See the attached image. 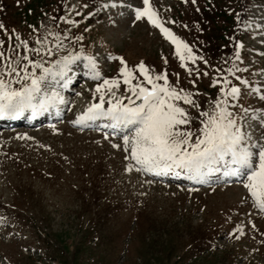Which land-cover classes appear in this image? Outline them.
Listing matches in <instances>:
<instances>
[{"label": "rangeland", "instance_id": "obj_1", "mask_svg": "<svg viewBox=\"0 0 264 264\" xmlns=\"http://www.w3.org/2000/svg\"><path fill=\"white\" fill-rule=\"evenodd\" d=\"M150 3L202 60L182 66L162 31L136 19L143 0H0V78L8 81L10 68L23 77L26 65L31 73L25 56L49 67L83 53L66 76L42 82L39 98L51 112L42 124L0 125V264H264V210L242 179L223 180V167L203 181L181 169L137 171L123 150L128 130L78 127L102 83L90 77L84 57H94L110 79L122 66L115 56L129 68L143 62L153 75L167 72L170 83L193 92L199 110L181 102L192 117L182 127L193 133L201 127L198 112L223 99L219 89L239 87L227 107L247 142L264 144V0ZM11 79L15 88L31 82L16 73ZM115 91L131 96L122 79Z\"/></svg>", "mask_w": 264, "mask_h": 264}, {"label": "snow or ice", "instance_id": "obj_2", "mask_svg": "<svg viewBox=\"0 0 264 264\" xmlns=\"http://www.w3.org/2000/svg\"><path fill=\"white\" fill-rule=\"evenodd\" d=\"M193 4L196 0H191ZM115 6V5H113ZM107 7V5H105ZM137 20L144 17L159 28L164 36L175 45L176 54L183 67H188L187 61L203 59L197 57L191 46L164 26L150 0H143V7L135 9ZM72 23H75L72 21ZM174 23V22H173ZM4 26L0 24V28ZM187 27V25H185ZM82 40L83 37H77ZM27 47L26 41L20 42ZM37 43L41 41L37 40ZM59 45V40L57 41ZM3 44V41H0ZM39 52L40 49H35ZM50 53V50H49ZM81 53L67 55L55 61L54 66L45 67L39 62H33L27 56L23 57L28 64L32 65V72L28 71L27 65L23 69V77L19 76L16 68L7 71L9 80L0 78V116H17L27 109L36 110L43 107L45 100L39 98L41 84L49 76L53 79L64 77L70 71V65L81 59ZM4 53L0 52V57ZM110 59H119L121 67L119 76L114 78L102 77L96 59L86 56L89 75L93 80H102L97 83L93 94V102L86 111L77 119V123L85 120H96L100 117H110L113 135H117L116 129H126L131 134H123V150L129 155L126 159L135 161L137 171L152 172L156 175H178L177 169L184 170L190 178L205 180L212 172L224 168V175L242 179L245 189L250 193L255 205L264 210V144L252 145L247 142L243 125L238 124L232 111L227 107L229 97L239 99L241 90L231 86L219 89L223 99L213 101L211 111L200 110L198 118L200 125L193 133L190 129L182 126L189 125L192 121L189 111L181 106H191L200 109V105L194 99V93L180 88L169 82L167 72L153 75L143 62L135 68H129L123 58L110 56ZM10 59V57H9ZM167 62V61H165ZM207 63V61H205ZM41 69L40 75L35 70ZM143 77L140 81L136 72ZM191 74L192 69H188ZM13 73L18 79H29L23 87L12 86ZM207 75V73H204ZM121 79L131 93L128 97H116ZM136 80V83L133 81ZM220 83V81H215ZM79 95V94H78ZM108 95V107L105 108V96ZM132 97H135L133 99ZM62 98L53 93L51 99ZM127 99V103H124ZM264 99V95L261 96ZM139 101V103H137ZM120 147V145H113ZM132 164L128 165L131 171Z\"/></svg>", "mask_w": 264, "mask_h": 264}, {"label": "bare ground", "instance_id": "obj_3", "mask_svg": "<svg viewBox=\"0 0 264 264\" xmlns=\"http://www.w3.org/2000/svg\"><path fill=\"white\" fill-rule=\"evenodd\" d=\"M67 74H68V72H67ZM46 103L47 102H45L44 105L47 106V107H49V105L46 104ZM56 104H58V103H56ZM50 106H53V105H50ZM49 113H51L49 111V109H47V108L45 109V107H42L41 108V107L38 106L35 111L32 110V109H27L21 115H17V116H0V125L3 124V123H13V124L17 123L18 124V123H21L22 120H26V121L28 120V121H31L30 122L31 124H37L39 121H42L44 117H46V116L49 117ZM52 113H54V112H52ZM61 118H62L61 116L60 117H55L54 118V121L55 120H58V119H61ZM100 120L109 121V120H111V118L110 117L109 118L108 117L107 118L102 117V118L96 119V121H100ZM92 122H93V120H91V121L90 120H85L81 124H79L80 126H78V127H85V128H87L89 126H94V125L96 126V125H98L97 122H96V124L95 123H92ZM104 128H108V125L107 126H104ZM220 173H221L220 171H216L214 174L215 175H220ZM180 174H182V172ZM234 178L238 179L237 177H228V176H225V175H224V177L222 179L228 181V180H233ZM189 181L192 182L193 184H197V182H198L197 180H189Z\"/></svg>", "mask_w": 264, "mask_h": 264}]
</instances>
